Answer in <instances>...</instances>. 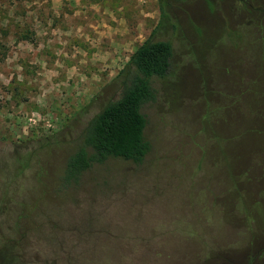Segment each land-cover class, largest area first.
<instances>
[{"label":"rangeland","instance_id":"1","mask_svg":"<svg viewBox=\"0 0 264 264\" xmlns=\"http://www.w3.org/2000/svg\"><path fill=\"white\" fill-rule=\"evenodd\" d=\"M153 30L174 56L142 108L145 184L167 185L140 231L167 233L154 246L170 262L201 248L204 264H264V0H0V203L20 225L0 224L1 259L13 252L7 239L70 227L134 167L94 166L72 191L77 204L54 193L76 133Z\"/></svg>","mask_w":264,"mask_h":264},{"label":"trees","instance_id":"2","mask_svg":"<svg viewBox=\"0 0 264 264\" xmlns=\"http://www.w3.org/2000/svg\"><path fill=\"white\" fill-rule=\"evenodd\" d=\"M173 56L172 43L156 39L154 30L134 49L115 76V93L76 133L54 193L71 192L70 200L79 203L72 191L78 189L83 175L109 160L134 164L132 169H122L123 182L115 189L103 188V200L93 197L90 205L74 216L75 223L70 227L52 222L40 230L35 225L22 230L15 239H7L13 252L1 259V247L0 264H178L169 261L170 252L154 246L167 233L140 231V219L150 213L155 202L161 203L167 185L145 184L151 175L147 159L151 144L145 136L147 121L142 108L155 99L154 82L167 76ZM202 168L188 180L194 181ZM211 201L216 202L213 195ZM8 210L0 203V224L7 229L19 228V223L7 221ZM102 210L115 213L109 221L102 222ZM117 214L120 218L113 221L112 216ZM219 253L218 257L224 259L223 252ZM205 255L201 248L195 250L185 264H204Z\"/></svg>","mask_w":264,"mask_h":264}]
</instances>
